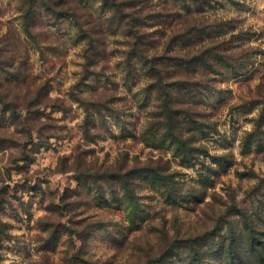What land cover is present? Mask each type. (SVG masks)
Segmentation results:
<instances>
[{
  "label": "rangeland",
  "instance_id": "obj_1",
  "mask_svg": "<svg viewBox=\"0 0 264 264\" xmlns=\"http://www.w3.org/2000/svg\"><path fill=\"white\" fill-rule=\"evenodd\" d=\"M28 1L0 0V264H264V0H116L158 77L103 0Z\"/></svg>",
  "mask_w": 264,
  "mask_h": 264
},
{
  "label": "trees",
  "instance_id": "obj_2",
  "mask_svg": "<svg viewBox=\"0 0 264 264\" xmlns=\"http://www.w3.org/2000/svg\"><path fill=\"white\" fill-rule=\"evenodd\" d=\"M105 4H109L111 10L113 11V13H115V15H119V24L123 23V27L127 28L130 30V38L132 39V50L133 53H135L136 55H138V57L140 58L141 61H143L146 65L148 63H151V67L149 68V73H153L158 77L160 74V72L158 71V69L155 66L154 61L152 60H148V53L147 50L145 49L146 46H148V43L146 41V38L144 37L143 33L141 32L142 28L141 26V22L140 19H135L132 15H128L127 13H125L124 10H127V6L125 4V2H119L116 0H103ZM201 1L204 2V0H194V2L196 3H200ZM32 6L34 7L35 5H39L41 2H43V4L46 6V9L52 14V15H56V16H60V17H71L73 19H75L76 21L78 20V10L76 7L71 6L68 8H64V9H59L57 3H55V1L51 0L50 1H46L44 2V0H29L28 1ZM130 7L131 4H129ZM190 12V9H188V13ZM30 13H32V10H28L27 14H26V19H29ZM179 15H181V13L179 12ZM157 25H163L162 22L160 24ZM188 31H186V34L190 35L192 33H195L198 29L196 27H191L187 29ZM193 31V32H192ZM200 60V58H196L195 56L189 60H182V59H178V60H174L177 64L176 66L178 67H186V70H195V65L198 63V61ZM205 67L208 66L207 62L204 61L203 62ZM160 78H157V81ZM176 142L179 145V147L182 149V151L184 152V158L186 159L187 156V149H188V142L186 140H183L181 136H176ZM154 174H156V172L153 171ZM158 175V174H157ZM188 242V247L190 249H192L195 254L194 257L196 260L200 261L201 260V251L199 248H197V244L200 243V238H196V239H189L187 240ZM202 246V245H201ZM231 253V264H239L238 261L236 260L235 253H233V251L230 252ZM242 264V263H241Z\"/></svg>",
  "mask_w": 264,
  "mask_h": 264
}]
</instances>
